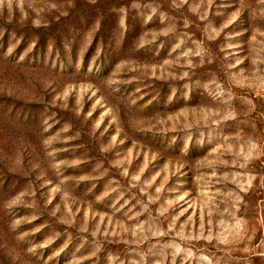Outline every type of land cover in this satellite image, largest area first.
I'll return each mask as SVG.
<instances>
[{
    "label": "rangeland",
    "instance_id": "obj_1",
    "mask_svg": "<svg viewBox=\"0 0 264 264\" xmlns=\"http://www.w3.org/2000/svg\"><path fill=\"white\" fill-rule=\"evenodd\" d=\"M0 264H264V0H0Z\"/></svg>",
    "mask_w": 264,
    "mask_h": 264
}]
</instances>
